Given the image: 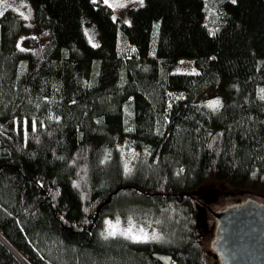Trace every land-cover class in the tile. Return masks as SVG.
I'll return each mask as SVG.
<instances>
[{
    "label": "trees",
    "instance_id": "obj_1",
    "mask_svg": "<svg viewBox=\"0 0 264 264\" xmlns=\"http://www.w3.org/2000/svg\"><path fill=\"white\" fill-rule=\"evenodd\" d=\"M31 2L42 46L0 16V236L25 264H207L191 193L264 199V0H144L122 29L101 0ZM0 264H22L1 241Z\"/></svg>",
    "mask_w": 264,
    "mask_h": 264
},
{
    "label": "rangeland",
    "instance_id": "obj_2",
    "mask_svg": "<svg viewBox=\"0 0 264 264\" xmlns=\"http://www.w3.org/2000/svg\"><path fill=\"white\" fill-rule=\"evenodd\" d=\"M101 1L112 9L114 19L119 23L120 29L131 24V11L144 2V0ZM9 10L16 12L26 25V31L19 37L17 43L20 50L28 51L45 44L46 34L35 29V10L31 0H0V16ZM83 26L88 42L93 47H99L101 38L95 22L90 18H85ZM172 73L197 74L198 70L193 60L181 59L177 62ZM209 98L213 107H220L223 104V97L216 92H211ZM191 195L198 211V235L202 240L206 262L207 264H221L212 248L217 227L215 214L232 205L247 201L250 196L218 181L202 185L193 191ZM259 201L264 202L263 200ZM110 225L114 232L125 234L133 240H149L152 238V233L142 228L122 227L119 223H111Z\"/></svg>",
    "mask_w": 264,
    "mask_h": 264
},
{
    "label": "water",
    "instance_id": "obj_3",
    "mask_svg": "<svg viewBox=\"0 0 264 264\" xmlns=\"http://www.w3.org/2000/svg\"><path fill=\"white\" fill-rule=\"evenodd\" d=\"M215 219L212 248L221 264H264V206L248 201L216 213ZM0 241L26 263L1 236ZM153 257L161 264L172 262L170 255L156 253Z\"/></svg>",
    "mask_w": 264,
    "mask_h": 264
},
{
    "label": "flooded vegetation",
    "instance_id": "obj_4",
    "mask_svg": "<svg viewBox=\"0 0 264 264\" xmlns=\"http://www.w3.org/2000/svg\"><path fill=\"white\" fill-rule=\"evenodd\" d=\"M250 196V195H249ZM259 200H263L264 201V199L263 198H260V197H258V196H250V198L247 200V201H245V202H241V203H237V204H235V205H232V206H236V205H241V204H244V203H246V202H248V201H254V202H256V203H258V204H260V205H262V206H264V202H261V201H259ZM232 206H230V207H232ZM229 208V207H228ZM227 209V208H226ZM225 209V210H226ZM225 210H223V211H225Z\"/></svg>",
    "mask_w": 264,
    "mask_h": 264
},
{
    "label": "bare ground",
    "instance_id": "obj_5",
    "mask_svg": "<svg viewBox=\"0 0 264 264\" xmlns=\"http://www.w3.org/2000/svg\"><path fill=\"white\" fill-rule=\"evenodd\" d=\"M172 264V263H171Z\"/></svg>",
    "mask_w": 264,
    "mask_h": 264
}]
</instances>
